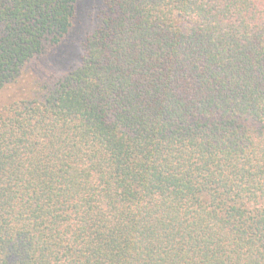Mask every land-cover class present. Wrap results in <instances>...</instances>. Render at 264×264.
<instances>
[{
  "label": "trees",
  "instance_id": "1",
  "mask_svg": "<svg viewBox=\"0 0 264 264\" xmlns=\"http://www.w3.org/2000/svg\"><path fill=\"white\" fill-rule=\"evenodd\" d=\"M77 2L0 0V264H264V0H100L43 71Z\"/></svg>",
  "mask_w": 264,
  "mask_h": 264
},
{
  "label": "rangeland",
  "instance_id": "2",
  "mask_svg": "<svg viewBox=\"0 0 264 264\" xmlns=\"http://www.w3.org/2000/svg\"><path fill=\"white\" fill-rule=\"evenodd\" d=\"M100 0H78L76 7V18L74 21V25L71 30V34L69 36V46H68V54L66 53V59H62V53L58 52L56 54V62L52 64V66H46L45 70L59 68L60 66H65L71 62L73 55L77 53L79 44L82 38L91 30L92 28V15L96 12ZM46 61L43 60L41 63L46 65Z\"/></svg>",
  "mask_w": 264,
  "mask_h": 264
}]
</instances>
